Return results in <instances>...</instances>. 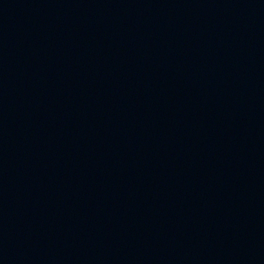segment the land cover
<instances>
[{
  "label": "water",
  "instance_id": "obj_1",
  "mask_svg": "<svg viewBox=\"0 0 264 264\" xmlns=\"http://www.w3.org/2000/svg\"><path fill=\"white\" fill-rule=\"evenodd\" d=\"M0 264H264V0H0Z\"/></svg>",
  "mask_w": 264,
  "mask_h": 264
}]
</instances>
